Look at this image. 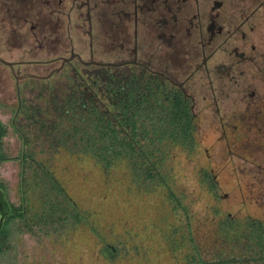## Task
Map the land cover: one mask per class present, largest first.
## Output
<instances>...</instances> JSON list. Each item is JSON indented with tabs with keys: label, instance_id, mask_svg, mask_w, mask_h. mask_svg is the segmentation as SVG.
Returning a JSON list of instances; mask_svg holds the SVG:
<instances>
[{
	"label": "rangeland",
	"instance_id": "obj_1",
	"mask_svg": "<svg viewBox=\"0 0 264 264\" xmlns=\"http://www.w3.org/2000/svg\"><path fill=\"white\" fill-rule=\"evenodd\" d=\"M231 5L229 20L232 29L254 12L231 40L233 48L243 51L245 58L251 59L256 55L251 50L252 46L264 49V0H231ZM234 6L243 13L236 12ZM7 30L0 21L2 59L43 61L59 56L51 50V44L45 50L26 49L33 46L32 36L27 30L21 34L29 46L20 47L18 41V45L13 43L14 46L9 47ZM241 31L245 34L244 39L241 38ZM71 34L75 39L80 38L78 31L73 30ZM9 40L12 39L9 37ZM42 42L45 45V41ZM15 46L18 48L13 49ZM79 49L80 46L76 45V50L81 52ZM60 54L68 55L65 51ZM83 56L88 59L87 52ZM114 58L110 54L99 59L115 61ZM258 61L255 57L251 62L237 66L233 73L236 81H214L211 88L200 73L187 86L194 96L197 147L189 155L176 151L172 163L173 175L177 192L184 193L188 206L195 213L200 226L197 228L198 237L204 243H209L211 239L215 221L212 210L216 208L221 215L251 216L264 221V75L258 70ZM233 62H237V58L234 57ZM58 64L16 66L11 69L0 63V124L6 128L1 140L2 149L9 156L7 160L0 161V181L6 185L8 199L13 205L20 202L19 161L14 157L19 156L22 149V141L11 124L19 100L14 74L19 77L24 73L45 76ZM240 71H243L241 76ZM54 82L28 79L21 81L20 87L33 85L25 91V95L31 98L36 94L35 86H52ZM225 90L227 93L223 94ZM227 94L229 96H225ZM54 151V148L50 150L53 152L50 161L52 170L77 204L83 221L60 242L53 237L45 238L48 236H42L35 242L19 230V220L17 223L10 222L3 233V240L9 248L0 254V264H24L25 260L27 264H177L172 254L165 250L162 238L178 218L170 213L164 193L140 194L127 182L128 174L123 179L120 168L106 175L86 157L78 158L65 152L54 155ZM200 167L215 176L218 198L200 187ZM39 213L41 218L46 214ZM37 226L40 233L44 232L43 224L39 222ZM55 228V222L48 225L50 231L58 233L62 230ZM92 229L104 241L123 247L115 262L101 254L103 243Z\"/></svg>",
	"mask_w": 264,
	"mask_h": 264
},
{
	"label": "trees",
	"instance_id": "obj_2",
	"mask_svg": "<svg viewBox=\"0 0 264 264\" xmlns=\"http://www.w3.org/2000/svg\"><path fill=\"white\" fill-rule=\"evenodd\" d=\"M28 79L55 82L34 85L36 94L30 98L25 91L33 85L20 87ZM16 83L19 100L11 124L22 141L20 155L14 157L19 161L20 202L11 204L0 181V254L9 248L3 233L10 222L19 220V230L35 242L42 236L60 242L83 221L52 170L54 148V155L65 152L92 160L106 175L120 168L123 179L128 174L127 182L140 194L164 193L170 213L178 218L162 238L177 264H264V221L258 218L221 215L216 208L209 243L198 237L195 213L184 193L177 192L173 175L176 151L189 155L197 147L193 100L182 89L133 66L68 65L48 78L26 74ZM1 126L4 161L9 156L2 149L6 128ZM199 171L200 187L218 198L215 176L204 167ZM39 212L47 215L41 218ZM39 222L44 232L38 231ZM51 222L61 232L50 231ZM92 232L103 243L101 254L115 262L123 247Z\"/></svg>",
	"mask_w": 264,
	"mask_h": 264
},
{
	"label": "flooded vegetation",
	"instance_id": "obj_3",
	"mask_svg": "<svg viewBox=\"0 0 264 264\" xmlns=\"http://www.w3.org/2000/svg\"><path fill=\"white\" fill-rule=\"evenodd\" d=\"M232 8L231 0H0V21L9 29L6 34L12 39L7 37L9 47L13 43L18 45V41L20 47L29 46L21 34L27 30L33 46L26 49L45 50L51 44V50L59 54L43 61H7L0 57L12 66L0 63L14 69L59 62L45 76L29 74L41 78H48L56 69L68 65L106 67L83 64L91 60L120 64L106 68L138 67L182 89L194 102L187 86L200 73L213 88L214 81H236V67L258 57L257 67L264 75V49L252 46L256 55L247 59L243 51L231 45L232 37L254 12L232 29ZM234 10L239 12L235 6ZM73 30L78 31L80 38H73ZM240 34L244 39V32ZM61 51L68 55L62 56ZM86 52L88 59L83 56ZM110 54L115 61L101 60ZM233 56L237 58L235 63ZM240 73L239 76L243 71ZM14 76L17 82L19 76Z\"/></svg>",
	"mask_w": 264,
	"mask_h": 264
},
{
	"label": "water",
	"instance_id": "obj_4",
	"mask_svg": "<svg viewBox=\"0 0 264 264\" xmlns=\"http://www.w3.org/2000/svg\"><path fill=\"white\" fill-rule=\"evenodd\" d=\"M73 57H74V54H73L70 58L72 59ZM78 57H79V56H78ZM79 58H80V57H79ZM65 60H66V59H65ZM65 60H64V61H65ZM0 61L3 62L4 64L10 66V67L12 66V63H11V62H6V61H4V60H2V59H0ZM83 64H86V65H88V64H94V65L106 66V67L120 65V64H115V63H100V62L93 61V60H91V61H89V62H83ZM56 70H59V68L56 69Z\"/></svg>",
	"mask_w": 264,
	"mask_h": 264
}]
</instances>
